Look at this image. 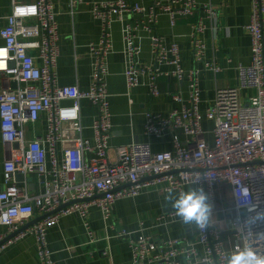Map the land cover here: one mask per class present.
Wrapping results in <instances>:
<instances>
[{
	"label": "built area",
	"instance_id": "1",
	"mask_svg": "<svg viewBox=\"0 0 264 264\" xmlns=\"http://www.w3.org/2000/svg\"><path fill=\"white\" fill-rule=\"evenodd\" d=\"M11 1V13L4 18L7 25L0 30V154L4 158L0 229H6L5 233L0 231V243H5L0 249L32 235L36 238L39 263L56 264L49 248L48 230L63 218L80 217L92 236V208H98L103 220L109 222L119 200L137 198L144 190L166 193L171 187L183 191L200 177L194 186H202L211 200L219 184H226L231 190L235 203V216L230 221L234 249L248 246L264 254V235H258L264 233V222L249 230L241 222L248 215L246 209L237 207L239 197L246 196L264 208V0H252L247 26L252 40V64L238 66V86L218 88L204 115L200 71H186L180 45L168 44L156 30L161 16H167L175 27L179 19L202 14L192 26L194 61L202 64L204 70L219 74L222 68L215 60L207 59L202 38L209 30L206 20L217 23L214 7H200L197 0L155 1L149 8L136 0L93 3L91 14L100 23L101 31L99 41L89 45L92 83L88 90L81 91L77 86H60L58 81L60 33L54 0ZM83 4L86 0H70V13L74 15ZM127 16L134 23L126 24ZM115 22L122 24L126 95L131 105V94L144 78L155 100L164 95L162 76L189 80L186 102L180 93L166 94L172 102L182 104L181 108L166 116L145 115V133L149 136L163 138L176 130L184 132L188 141L183 143L174 135L173 152H154L149 144L142 143L114 149L110 145L113 115L107 78ZM140 29L150 34L149 64L139 60ZM218 30L220 27L214 29ZM163 66L172 67L173 71L164 72ZM243 92L253 94L244 98ZM83 101L98 111L92 126L93 141L84 137ZM43 115L47 118L45 135L29 139L28 132ZM204 118L213 123L212 145L203 129ZM61 144H66L62 152ZM18 175L22 176L21 181ZM165 219L176 220L174 213L159 220ZM194 228L196 237L188 228L183 238L159 242L143 234L134 239L126 230H119L118 237L129 242L133 264H226L228 252L222 241L223 232L213 224L203 231L195 225ZM198 245L206 248V255L195 262ZM103 255L108 256V251Z\"/></svg>",
	"mask_w": 264,
	"mask_h": 264
},
{
	"label": "crops",
	"instance_id": "2",
	"mask_svg": "<svg viewBox=\"0 0 264 264\" xmlns=\"http://www.w3.org/2000/svg\"><path fill=\"white\" fill-rule=\"evenodd\" d=\"M25 1L36 2V0ZM102 1L115 0H86V4L79 6L74 15L70 13V0L53 2L60 33V57L57 69L60 86H77L81 91H86L91 86L92 59L89 45L99 41L101 31L100 23L93 18L91 9L93 3ZM136 1L149 8L155 1L165 0ZM197 2L200 7L211 6L218 12L217 23L206 20L209 30L202 38L207 46V59L215 60L222 68L219 74L204 70L202 64L194 61L191 44L192 26L197 24L202 14L197 13L189 19H179L175 27L171 26L167 16H161L156 32L168 44L176 42L180 45L182 66L186 71H200L201 111L204 115L213 103L218 88L238 86V66L252 64V40L247 30L251 20L252 0H197ZM11 10V0H0V30L7 25L4 18L11 13ZM140 17L135 16V19ZM125 22L132 24L134 20L127 16ZM216 27H220L218 32L214 31ZM137 45L141 50L139 60L149 64L152 60L150 34L140 29ZM113 46V52L108 58L107 78L113 115L111 147L114 149L132 143H142L149 144L154 152H173L174 135H178L183 143L188 141L184 132L176 130L174 134H168L163 138L149 136L145 133V115L152 113L166 116L173 109L181 108L182 104L172 102L166 94L180 93L186 102L190 92L189 80L186 78L179 81L176 78L162 76L160 82L164 95L160 100H155L150 96L146 86L147 79L144 78L141 80V86L131 94L133 101L131 105L130 98L126 95L124 43L120 22H115L113 25ZM162 71L171 72L173 68L163 66ZM1 83L0 76V90ZM252 94L253 92H243L244 98ZM97 115L98 111L95 107L87 101L82 102L84 137L91 141H93L92 126ZM202 124L206 139L212 145L213 123L204 118ZM46 129L47 118L43 115L34 129L28 132V138L42 137ZM64 148L66 144H61L60 151L62 152ZM3 159V155L0 154V189H2ZM165 194L155 190H144L137 198L119 200L114 208L113 219L109 222L103 220L98 208H92L89 217L92 236L80 217L63 218L58 225L48 230L49 248L55 263L133 264L131 246L128 241L118 237L119 230H126L134 239L143 234L157 242L183 238L187 235L188 228L193 233L192 236L196 237L197 230L194 225L180 223L177 219L159 220L161 216L173 213L170 207H163ZM211 201L214 203L212 224L223 232L222 241L229 255L234 250L230 221L235 216V203L230 188L226 184H219L216 187L215 198ZM0 231L5 233L6 229L1 228ZM105 251H108V256L103 255ZM197 251L195 262H199L206 255L204 246L198 245ZM0 264H40L36 238L29 235L18 243L0 249Z\"/></svg>",
	"mask_w": 264,
	"mask_h": 264
},
{
	"label": "clouds",
	"instance_id": "3",
	"mask_svg": "<svg viewBox=\"0 0 264 264\" xmlns=\"http://www.w3.org/2000/svg\"><path fill=\"white\" fill-rule=\"evenodd\" d=\"M200 177L183 191L169 187L164 196L163 207H170L174 217L183 224L195 225L201 231L212 226L214 203L210 195L201 187H194ZM237 207L246 209L248 215L241 221L249 230L258 222H264V208H259L252 199L239 197ZM258 235H264L259 233ZM226 264H264V254L257 253L251 247L237 246L229 255Z\"/></svg>",
	"mask_w": 264,
	"mask_h": 264
},
{
	"label": "water",
	"instance_id": "4",
	"mask_svg": "<svg viewBox=\"0 0 264 264\" xmlns=\"http://www.w3.org/2000/svg\"><path fill=\"white\" fill-rule=\"evenodd\" d=\"M14 87H16V85H14ZM17 179H18L19 181H21L23 178H22V176L18 175V176H17ZM31 189H32V190L34 189V185H33V184L31 185ZM45 217H47V215L42 216V217H39V218L33 220L32 222H30L29 224H27L24 228H22V229L20 230V232L25 231L26 229H28L29 227H31V226H33L34 224L38 223L39 221H41V220L44 219ZM20 232H18V233H20ZM18 233L13 234V235L11 236V238L15 237ZM189 235H192V234H189ZM3 244H5V243H4V242L0 243V247H1Z\"/></svg>",
	"mask_w": 264,
	"mask_h": 264
}]
</instances>
